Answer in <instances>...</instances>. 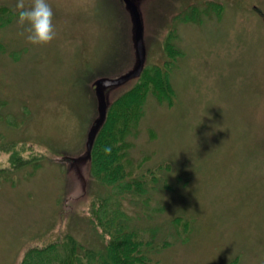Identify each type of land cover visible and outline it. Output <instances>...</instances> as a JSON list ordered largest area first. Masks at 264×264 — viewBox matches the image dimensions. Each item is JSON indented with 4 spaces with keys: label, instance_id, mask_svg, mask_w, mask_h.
Listing matches in <instances>:
<instances>
[{
    "label": "rangeland",
    "instance_id": "obj_1",
    "mask_svg": "<svg viewBox=\"0 0 264 264\" xmlns=\"http://www.w3.org/2000/svg\"><path fill=\"white\" fill-rule=\"evenodd\" d=\"M16 2L0 0V264L64 230L105 253L88 206L120 192L75 161L99 117L96 81L136 67L132 16L121 0H48L57 38L40 47L21 35ZM134 2L146 64L171 63L176 98L148 97L129 160L170 167L167 185L112 202L154 264H264V0ZM176 218L190 231L179 235Z\"/></svg>",
    "mask_w": 264,
    "mask_h": 264
},
{
    "label": "trees",
    "instance_id": "obj_2",
    "mask_svg": "<svg viewBox=\"0 0 264 264\" xmlns=\"http://www.w3.org/2000/svg\"><path fill=\"white\" fill-rule=\"evenodd\" d=\"M167 54L172 59L176 58L171 48L167 49ZM170 65L169 62L164 67L145 64L138 78L110 94L106 120L97 133L88 161L91 178L100 188L103 186L120 192L116 196L109 194V198L92 197L88 206L89 219L99 230L101 241L105 242V253L81 245L64 230V235L58 236L56 241L29 249L20 264H154L145 252L146 249H152L151 243L144 242L138 230L128 228L124 214L119 211L120 204L112 202V198L121 201L123 194L145 196L157 184L167 185L163 171L170 166L159 165L141 171L150 156H144L136 162L130 161L129 152L134 144L129 139L139 128L149 96L154 97L159 104L168 107L174 105L176 94L170 81ZM106 148L111 149L110 153L105 152ZM38 158L37 163L34 157L25 159V162L40 168L41 157ZM138 171L142 173L136 174ZM5 177L0 170V182L6 180ZM173 226L179 229V235L191 229V223L182 218H176ZM173 226L171 224V230ZM171 245L172 242L165 241L156 247L166 250Z\"/></svg>",
    "mask_w": 264,
    "mask_h": 264
},
{
    "label": "water",
    "instance_id": "obj_3",
    "mask_svg": "<svg viewBox=\"0 0 264 264\" xmlns=\"http://www.w3.org/2000/svg\"><path fill=\"white\" fill-rule=\"evenodd\" d=\"M128 12L131 14L134 24V46L137 55L136 67L115 78H101L96 81L95 84V94L98 101V113L99 117L96 120L93 128L89 133V140L87 142V153L83 157L77 159L75 162H86L91 157L92 147L97 136V133L104 124L107 116V109L109 106V97L106 95V90H113L122 87L129 81L138 78L145 67L146 63V47L144 43V25L139 7L134 2V0H122Z\"/></svg>",
    "mask_w": 264,
    "mask_h": 264
},
{
    "label": "clouds",
    "instance_id": "obj_4",
    "mask_svg": "<svg viewBox=\"0 0 264 264\" xmlns=\"http://www.w3.org/2000/svg\"><path fill=\"white\" fill-rule=\"evenodd\" d=\"M14 11L18 16V24L24 29L21 35L28 44L44 47L57 38L54 12L48 0H31L29 5H26L25 0H17ZM110 151V148L105 149L106 153Z\"/></svg>",
    "mask_w": 264,
    "mask_h": 264
}]
</instances>
